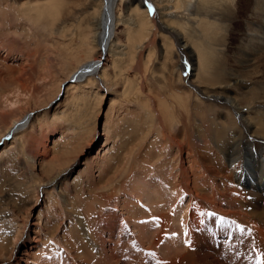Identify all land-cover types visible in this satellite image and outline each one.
Listing matches in <instances>:
<instances>
[{
  "label": "rangeland",
  "instance_id": "1",
  "mask_svg": "<svg viewBox=\"0 0 264 264\" xmlns=\"http://www.w3.org/2000/svg\"><path fill=\"white\" fill-rule=\"evenodd\" d=\"M255 1L264 7V0ZM248 3L249 0H230L228 6L234 11L231 20H224L225 11L222 17V10L217 11L220 14L215 18L219 17L223 22V25L219 23V28L223 27L220 32L218 30L215 41L204 34L203 21L196 19L198 1L191 3L190 10L179 11L178 15L180 18L191 19L187 26L194 36L199 37V31H202V42L208 44L211 49H214V43L216 50L219 48L215 56L222 55L227 59L224 66L227 71L223 74L228 79L236 76L241 80L240 83L231 82V87L234 95L242 98L239 103L249 107L248 115L255 120L256 117L264 116V108L260 107L264 101H251L246 92L257 88L264 89V62L260 60L264 54L262 52L257 55L250 49L248 42L253 38L251 34L256 28L258 31L255 37L264 40V28L261 26L264 22V12L257 15L259 21L257 27H254V9L250 10ZM123 9L125 12V8ZM7 16L11 15L8 13ZM150 16L154 22V32L149 35L150 39L145 41V47L134 51L133 55L124 56V61L119 63L120 68L112 66V56H105L104 65L109 70L108 79L101 81L95 78L88 87L71 93L66 104L68 88L72 83L68 81L69 75L72 68L77 66L78 59L84 58L86 53L81 47L72 46L68 38L58 35L57 42L54 35L50 36L49 27L43 25L42 21L35 24L28 21L26 23L25 19L21 21L20 25L23 27L27 24L26 29L33 33L26 41L19 37V34L17 36L13 32L14 29L8 28L14 24V19H11L12 23L7 17L3 18L5 22L1 20V30L8 28L6 34L11 35L7 39L8 42L6 41V47H12V51L9 55L3 50L0 51V141L15 118L32 113V127L28 131L7 140L4 144L0 143V238L5 236L9 242L7 249L12 255L10 259L16 256V252L23 255L27 249L25 246L39 238L43 250L51 248L57 252L58 256L51 255V259L58 260V264H65L70 260H73L71 264H98L97 252H102L103 258L106 259L110 247L122 237L124 241H130L129 250L133 255L142 256L147 245L139 240L140 238L137 239L138 232L133 225L125 224L127 227H123L122 206L117 204L128 200V203L139 205L134 186L140 185L143 188L151 183L161 184L157 171L164 170L160 163L167 155L159 157L162 160L158 159V162L154 160L163 146L160 142L163 141L161 129L166 126L167 129L164 130L168 136L181 132L178 139L182 141L183 129L187 128L193 135L198 121L202 120L203 116L217 113L221 119L230 121L233 135L242 132L244 126L241 125V117L235 109L226 107L223 98L208 100L202 96L200 89L204 84L200 76L196 79L199 72L196 71L195 75V71H190L191 68L197 67V58L191 57L193 50H188L189 53L186 49H181L176 38L169 33L173 41L172 47L167 51L162 34L166 30L160 25V17L156 11L150 12ZM215 18L213 12H210V20L215 22ZM6 22L10 24L7 25ZM182 22L184 23L183 19ZM124 29V25L117 29L123 43L126 42ZM137 41L141 42L140 38ZM167 44L170 45V42ZM252 44H256V39ZM246 55L250 58L259 56L260 63L256 62L248 68L246 64L250 63V58H244ZM100 57L101 52H98L95 58ZM254 69L258 70L255 74L247 71ZM211 88H215L214 85ZM195 114L199 120L195 119ZM161 120L168 121V124L165 125ZM160 125L163 127L160 128ZM258 131L264 135V125ZM59 137L61 138L58 145L53 146V142ZM197 137L196 134V140ZM109 142L114 143V148L105 153ZM200 144L196 153L201 172L197 173L203 176L201 182H206L209 186L215 185V190L211 191V194L208 193V204H214L224 212H231L240 208V204L235 201V195L242 192L243 203L245 199L250 203L254 202L248 210L253 209L252 205L264 209L263 193L240 181L235 164L228 160L221 148L214 143L210 146ZM212 146L214 148L210 149ZM184 149L183 154L176 147H171L166 152L173 156L172 161L177 164L175 169L181 167L186 176H189L194 170V167L190 168L193 157L187 153V145H184ZM56 153L58 159L52 164L51 160ZM104 153L105 156L102 157ZM102 158L107 160L103 166L104 172L99 174ZM149 167L154 170L145 176L143 169ZM159 167L162 169H158ZM204 169L206 175H203ZM57 174L59 184L55 191L53 186L46 184ZM191 178L194 177L191 175ZM93 182L100 187L96 191L107 195L106 198L94 199L90 191ZM114 183L116 186L123 184L125 187L121 186L113 192L107 191ZM262 185L264 188V181ZM228 186L239 191L234 193L230 190V194H234L230 197L225 191ZM187 199L188 197L184 199V206L187 205ZM101 207L103 210H100ZM208 210L211 216L209 215L210 218L204 227L206 231L203 229L195 234L199 246L203 248L201 253L205 254L207 259L218 264H264V256L259 255L260 251L255 246L250 245L253 236L249 227L236 223L235 219L222 213L220 209ZM110 211L116 216L113 217L114 227L108 229L104 217L97 214L102 212L107 216ZM98 217L103 221L96 220ZM221 217L226 223H219ZM261 224L264 228V221H261ZM35 227H40V233H34ZM147 228L150 230V239L156 238L158 234L155 225ZM241 228L244 231H240ZM184 230L182 228V231L187 233ZM94 232L97 235H94ZM186 235L188 234H183L181 240ZM32 237H35L33 241ZM167 237L166 234L165 240L159 243L160 248L166 246L165 241L170 239ZM82 239L86 240L85 245L88 242L87 246L81 243ZM16 246L18 249L11 251L12 247ZM155 251L160 253L159 249ZM60 255L70 257V260H59ZM145 255L148 264H159L148 254ZM121 261L124 262L123 259Z\"/></svg>",
  "mask_w": 264,
  "mask_h": 264
},
{
  "label": "bare ground",
  "instance_id": "2",
  "mask_svg": "<svg viewBox=\"0 0 264 264\" xmlns=\"http://www.w3.org/2000/svg\"><path fill=\"white\" fill-rule=\"evenodd\" d=\"M197 1L199 5L197 6L196 19L203 21L205 24L203 27L204 34H207L206 36H210L211 40L215 41L218 33L223 27L219 28V23H222L223 25V22H221L219 17L215 18L220 14H218L217 11L222 10L221 17L223 16V11H225L226 16L224 17V20H231L234 11L228 6L230 0H148L147 4L144 3V0H0V22L4 21L3 18L5 17H7V19L9 18L8 20L10 21L11 19H14V24L8 26V28L10 27L11 30L14 29L13 32L17 36L19 34V37L27 41L28 38L30 39L33 35V33H29V30L26 29L27 24L23 25V27L20 25V23H22L21 21L24 19L26 20V23L30 22L31 24L42 21L43 25L49 27L48 31L50 36L54 35L57 42L58 35L63 38H68L69 42L72 43V46H76V48L81 47V50L86 53L84 58H77L79 62L77 66L71 70L68 81H71L72 83L68 88L69 94L65 100V104L69 101L71 93L80 90L83 87H88L89 84L93 83L92 81L95 78H99L101 81H106V79H108L107 76L109 75V70L104 65L105 56H112L114 60L112 66L120 68L119 65L121 64L119 63L124 61V56L133 55L134 51L136 52V50L138 51V49H143V47H145V41H148L149 35L151 36L154 32V22L148 10V4H151L153 10L156 11L160 17V25L166 30V32H162V34L164 37L163 42L166 44L167 51L172 47L171 43L173 41V38L170 37L169 33L173 34V37L177 40V45H181V49H186L187 51L190 50L191 52L193 50L191 57L197 58V67L191 68L190 71H195V73L193 72L195 75L199 72L197 73L196 79L200 76V80L204 84V87L200 89L202 96L208 100H219L220 98H223V103L226 104V107L235 109L241 117V125L242 127L244 126L242 128L243 130L239 133L235 130L236 134L233 135V127H231L232 125H229L230 121L221 119L217 113H214L215 115L203 116L202 120H199V117L195 114V119L199 120L196 130L192 135L187 128L183 129L182 141L178 139L181 134L180 131V133L168 136L164 130L167 129L165 125L168 124V121L164 122L161 120V122L165 123V127L162 126L163 124L160 125V128L161 126L163 127L161 129L163 141H160L163 143V146L159 153L154 157L156 162L158 159L162 160L161 158L164 154L165 156L167 155L166 158L161 161L162 163H160V166H162L164 170H156L159 172L158 174L161 178V184L153 185V183L150 182L151 185L147 184V186L145 185L146 187L143 186V188H141L140 185H137L138 187H132L139 198L137 200L139 205H136L133 202L128 203V200L122 204H117V206H122L123 216L121 217V223L123 227L125 224H131L137 229V239L140 238L139 240L147 245L144 249L145 253L143 252L142 256L136 254L133 255L134 253L132 252V254L131 250H129L130 241H124L125 239L122 237L110 247L111 249H109V255L107 257L109 260L103 258L102 252H97L98 264H148L145 260V254H148V256L152 257L154 262H158L159 264H218L207 259L206 256H204L205 254L201 253L203 248L199 246L198 238L195 235L197 231L200 232L203 229L206 231V228L204 227H206V222L208 218H210L209 208L213 210L220 209L221 212L223 211L214 204H208V199L210 197L208 193L211 194V191L215 190V185L213 184L212 186H209L208 183L201 182L203 176H200L197 173L201 172L200 161L196 153V148L200 147V143L205 146H210V144L214 143L218 148H221V152L226 155L232 164H235V169L240 181L242 180L251 188L261 191L263 193L262 196L264 195V188L262 185L264 181V135L260 134L258 131V129L264 125V121H262L264 120V116L261 115L254 120L248 115L249 107L243 106L242 103H239V99L242 98H239L238 95H234L233 88L231 87V82L240 83L241 80L236 76H232L228 79L223 74L227 71L224 67L226 66L225 61H227V59L222 55L215 56V53L219 50V48L216 50L215 43L213 45L214 49H211L208 44L202 42V31H199V37L198 35H195V37L192 34V31H190L187 26L191 21L190 18L179 17V11L190 10L192 7L191 3ZM234 1L235 0H233V2ZM247 7L250 10H252V8L254 9V11H252L255 17L252 18V24L254 27H257L259 21L257 15L264 12V7L259 5L255 0H249ZM123 8H125V12L123 11ZM210 12H213L215 22L210 20ZM8 13L11 16H7ZM181 19L184 20V23H181ZM261 21H263V17L261 18ZM6 23L7 25L8 23L10 24V22ZM120 25H124L125 27V43L121 42L122 39H120V36L117 33V29ZM263 25L264 22L261 25L264 28ZM8 28L6 30H1L0 27V51L3 50L5 54L9 55L11 54L12 47H6L8 44L7 39L11 36L9 33L6 34V32L9 31ZM257 31V28L253 30L254 33L251 34L253 38L248 42V46L252 51H255L257 55L262 52L264 54V40L255 37ZM196 32L197 31H195V33ZM206 36L204 37L206 38ZM138 38H140L141 42L137 41ZM14 39L17 38L14 37ZM254 39H256V44L253 45L252 41ZM168 42H170V45L167 44ZM98 52H101V57L96 59L95 55ZM151 52L152 49L150 48L149 54H151ZM246 56L247 57L244 58H250L248 55ZM263 56L260 57L261 59L259 56H257L258 58H250V63L246 64V66L249 68V66L258 62L259 59L264 62ZM211 68L214 69L211 70ZM247 71L250 73L253 72L252 74L258 72L256 69L253 71ZM243 82L245 81H242V83ZM213 85L215 88H211ZM263 91L264 89L257 88L246 92V94L251 101L263 103ZM260 107L264 108V103L260 104ZM31 114L32 113H28L22 117L15 118L2 135L0 143L4 144L7 140L14 139L16 136L28 131V129L32 127ZM199 114H201V112ZM196 134L198 136L197 140L195 138ZM60 138L61 137L53 142V146L58 145L57 143ZM184 145H187V153L190 157H193L190 168L194 167V170H192V173L189 176H186V172H184L181 167L175 169L177 164L172 161L173 156H170L166 152L169 148L176 147L178 151L183 154L185 150ZM113 148L114 143L109 142L105 153H108ZM213 148V146L210 147V149ZM105 153L102 157L105 156ZM54 156V159L51 160L52 164L58 159V153ZM106 160L107 159L103 160V158L100 160L99 166L102 167L98 171L99 174L104 172L103 166L105 165ZM162 168L159 167L158 169ZM143 170L145 171V176H147L154 169L149 167L146 170ZM204 171L203 175H206V169H204ZM191 175L194 178H191ZM199 179L200 183L198 182ZM58 182L59 177L57 174L50 179L46 185L53 186L54 190L57 191ZM121 186L123 187V184ZM121 186H116L114 183L108 187L107 191H117ZM228 187L229 188H226L227 190H225L228 194H230V190L234 193L239 191L235 187ZM98 189H100L98 184L93 182L90 186V191L95 197L93 198H106L107 195L100 191V193L96 191ZM241 194L238 193V195H235V201L240 204L238 206L240 208L232 210L231 212L223 211L222 213L235 219L236 223H240L242 226H247L252 230L253 237L250 241V245L255 246L256 249L260 251L259 255L262 254L264 256V228L261 224V221H264V209L257 205H252L253 209L248 210V207L251 206V204H254V202L250 203L245 199L243 203L242 200L244 199L241 197ZM214 195L217 196V193ZM231 195L234 196L233 193L230 194V197H232ZM187 197L188 202L187 205L184 206V199ZM146 204L147 207L144 208ZM100 210H103V208L101 207ZM110 212L107 216L102 214V212L97 214L104 217L108 229L113 228L115 225L113 217H115L116 214L113 211ZM101 217H98L96 220L101 221ZM38 225L39 223L37 226ZM153 225H155V229H157L156 234L158 235L156 238L150 239V230L147 227H152ZM35 228L34 233L39 232L38 230L40 229L38 227ZM182 228H184L187 233H184ZM166 234L168 235L167 238L170 239L169 241H165V243H167L166 246L160 248L159 243L161 240H165ZM183 234L188 235L181 240ZM94 235H97V233L94 232ZM34 238L35 237H32V241ZM5 240H7L5 236L0 238V264H58V260L51 259L52 257L58 256L57 252L51 248L43 250V244L40 242V238L39 240L36 239L34 242L29 243L28 246H25L27 249L23 255H20V252L19 254L16 252V256L13 259H10L12 255L8 250L9 242L8 240L5 242ZM85 241L86 240H83L81 243L84 244ZM17 249L18 246L12 247L11 251H16ZM82 249H84V247ZM155 249H159L160 253H157ZM137 250H139V248ZM70 252L71 251H69V253ZM99 255L102 257L100 258ZM118 256L121 259H119ZM127 257L129 259H127ZM65 259L70 260V257L65 258L63 255L59 256V260L63 261ZM122 259L124 262L121 261ZM72 261H67L65 264H71Z\"/></svg>",
  "mask_w": 264,
  "mask_h": 264
},
{
  "label": "snow or ice",
  "instance_id": "3",
  "mask_svg": "<svg viewBox=\"0 0 264 264\" xmlns=\"http://www.w3.org/2000/svg\"><path fill=\"white\" fill-rule=\"evenodd\" d=\"M144 3H148V0H144ZM148 10H149V12H153L154 10H153V7H152V5L151 4H148ZM203 215V214H202ZM212 215H215V214H212ZM219 223L220 224H224V223H226V221L224 220V218L223 217H221L220 218V221H219ZM233 224L235 223L234 221L232 222ZM240 231H244V229H239Z\"/></svg>",
  "mask_w": 264,
  "mask_h": 264
}]
</instances>
